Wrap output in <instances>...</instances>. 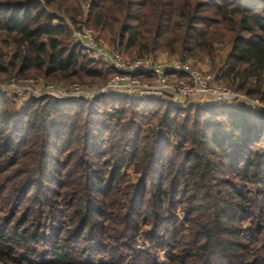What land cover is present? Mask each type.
<instances>
[{"label": "trees", "instance_id": "trees-1", "mask_svg": "<svg viewBox=\"0 0 264 264\" xmlns=\"http://www.w3.org/2000/svg\"><path fill=\"white\" fill-rule=\"evenodd\" d=\"M86 6L131 58L224 45L221 82L264 101V0H0V75L105 83L115 72L71 40ZM12 107L0 94L2 264H264L263 112L122 95Z\"/></svg>", "mask_w": 264, "mask_h": 264}, {"label": "built area", "instance_id": "built-area-1", "mask_svg": "<svg viewBox=\"0 0 264 264\" xmlns=\"http://www.w3.org/2000/svg\"><path fill=\"white\" fill-rule=\"evenodd\" d=\"M69 26L72 42L79 45L90 60L113 70L114 75L101 85L47 83L37 77L0 81V94L11 105L22 109L31 99L41 97L92 101L103 96L122 95L134 101L161 100L180 107L190 104L244 106L264 113V101L234 92L221 83L222 68L211 74L188 62L130 58L124 51L108 47L88 24L87 6L83 18Z\"/></svg>", "mask_w": 264, "mask_h": 264}, {"label": "rangeland", "instance_id": "rangeland-1", "mask_svg": "<svg viewBox=\"0 0 264 264\" xmlns=\"http://www.w3.org/2000/svg\"><path fill=\"white\" fill-rule=\"evenodd\" d=\"M99 38H100V40H102V42L104 44H107L108 47H111L109 45V43L106 41V39H104L102 36H100ZM226 52H227V47H225L224 45L223 46L222 45H217L216 46V55L213 58L212 57H208V56H202V57H197V58L196 57H183L184 58L183 59L179 55H168L167 53H163V54H166V57L163 60V62L164 63H168V62L174 61V60H179V61H182V62H188L191 66L196 67L197 69H200V70L205 71L207 73L214 74V73H217L218 71H220V69L222 68V65H223L222 63H223V60L225 58ZM126 54L130 57V55L128 53H126ZM149 57L153 58L154 60H158V58H157L158 56H156V57L149 56ZM13 78L14 79H19V80H25V79H21V78H16V77L11 76V75H0V81H7V80H10V79H13ZM32 78H36V77H29V78H26V79H32ZM37 78H39L40 80H42L44 82H47V83H58V82L48 81V80H45V79L40 78V77H37ZM75 83H77V82H75ZM86 83L87 84H92V85H101V84H103L101 82H96V83H94V82H86ZM86 83H82V84H86ZM65 84H68V83H65ZM12 108L14 110L15 109L17 110V108L15 106H13ZM152 122H154L153 119L151 120V118L149 117V120L140 119L138 121V125L146 126V125H148L149 123H152ZM155 253H156L155 257H157L159 259V261L162 262L164 260V258H163L164 252L157 251Z\"/></svg>", "mask_w": 264, "mask_h": 264}, {"label": "crops", "instance_id": "crops-1", "mask_svg": "<svg viewBox=\"0 0 264 264\" xmlns=\"http://www.w3.org/2000/svg\"><path fill=\"white\" fill-rule=\"evenodd\" d=\"M157 56H158V57H157V58H158L157 61L163 62V60H164L165 57H166V54L159 53Z\"/></svg>", "mask_w": 264, "mask_h": 264}]
</instances>
